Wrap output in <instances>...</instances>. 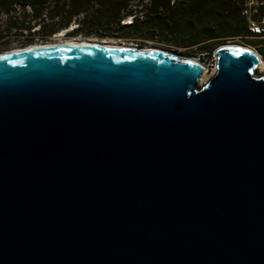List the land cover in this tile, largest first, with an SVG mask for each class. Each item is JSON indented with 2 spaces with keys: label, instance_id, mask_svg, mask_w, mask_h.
Returning a JSON list of instances; mask_svg holds the SVG:
<instances>
[{
  "label": "water",
  "instance_id": "water-1",
  "mask_svg": "<svg viewBox=\"0 0 264 264\" xmlns=\"http://www.w3.org/2000/svg\"><path fill=\"white\" fill-rule=\"evenodd\" d=\"M136 47L0 57V264H264L259 59Z\"/></svg>",
  "mask_w": 264,
  "mask_h": 264
},
{
  "label": "trees",
  "instance_id": "trees-1",
  "mask_svg": "<svg viewBox=\"0 0 264 264\" xmlns=\"http://www.w3.org/2000/svg\"><path fill=\"white\" fill-rule=\"evenodd\" d=\"M243 1L0 0V52L13 43L20 48L48 42L71 28L67 38L110 39L142 47L153 42L174 53L210 58L228 38L245 32Z\"/></svg>",
  "mask_w": 264,
  "mask_h": 264
},
{
  "label": "built area",
  "instance_id": "built-area-1",
  "mask_svg": "<svg viewBox=\"0 0 264 264\" xmlns=\"http://www.w3.org/2000/svg\"><path fill=\"white\" fill-rule=\"evenodd\" d=\"M240 18L244 23L245 34L228 38L227 42L239 44L241 40H264V0H244L240 7ZM230 46H240V44ZM252 49L257 54L259 63L264 61L263 57L258 54L259 48Z\"/></svg>",
  "mask_w": 264,
  "mask_h": 264
},
{
  "label": "bare ground",
  "instance_id": "bare-ground-1",
  "mask_svg": "<svg viewBox=\"0 0 264 264\" xmlns=\"http://www.w3.org/2000/svg\"><path fill=\"white\" fill-rule=\"evenodd\" d=\"M63 32V31H60ZM60 32H58L56 35V40L54 41H48L45 43H41V44H32L31 46H33V48L35 47H39V46H46V47H61V46H67V45H71V46H98V47H103V48H114V49H132V50H138L139 48L134 47L132 45H127V44H118V43H113V42H108V43H100V42H94V41H90V40H76V39H65V33L64 34H60ZM66 32V31H65ZM64 38V40H63ZM29 46V45H28ZM236 48H240V49H244L246 51H249L250 53L257 55L255 53V51L251 48V47H247V46H242V47H237ZM20 48H16V49H12L9 51H4V52H0V57H3L5 55H8L9 53L19 50ZM143 49L142 51H150V50H155L152 47H143L141 48ZM190 59V58H189ZM194 63H196L197 65H199V67H201L202 69V75L198 81V85H202L204 84V82L206 81L205 78V72H206V68H204V66L202 64H200L199 62H197L195 59H191ZM256 71H259L260 73H264V61H261L256 69ZM214 73V72H213Z\"/></svg>",
  "mask_w": 264,
  "mask_h": 264
},
{
  "label": "rangeland",
  "instance_id": "rangeland-1",
  "mask_svg": "<svg viewBox=\"0 0 264 264\" xmlns=\"http://www.w3.org/2000/svg\"><path fill=\"white\" fill-rule=\"evenodd\" d=\"M71 30V28L70 29H68V30H65L66 32H65V35L67 34V32L68 31H70ZM61 34V33H60ZM243 34H245V32L243 33ZM243 34H241V35H243ZM54 36H56V35H54ZM239 36V35H238ZM234 37H236V36H234ZM65 39H69V38H67L66 36L64 37ZM64 38H63V40H64ZM72 39H74V38H72ZM54 40H56V39H52V40H50V41H54ZM49 41V42H50ZM155 41H160V40H155ZM3 42H5V41H3ZM14 44V43H13ZM12 44V45H13ZM35 44H41V43H35ZM119 44V43H118ZM123 44H126V43H123ZM240 46H247V47H251V48H259L258 49V54L259 55H262V52H264V48L262 47V46H264V40H249V41H247V40H241L240 41ZM238 43H236V42H234V44L233 43H229V42H227V41H224V43L222 44V45H220V46H218L217 48H222V47H225V46H230V45H239ZM11 45V49L9 48V50H12V49H16V48H19V47H17V46H12ZM127 45H132V46H134V47H136V46H138L137 44H134V43H130V44H127ZM261 46V47H260ZM139 47V46H138ZM144 47H152V48H154L155 46H154V44H153V42L152 43H149L147 46H144ZM143 48V47H142ZM155 48H159V49H162V50H164L165 52H168V53H173L174 55H176V56H179V57H188V58H190V59H195L197 62H199L200 64H202L203 66H204V68H206V72H205V78H206V81L204 82V84L214 75V73L213 72H215V59H214V55H213V53H212V55L210 56V58H207V57H205V56H203V57H199V58H197V55H194V56H189V55H184V54H181V53H179V52H176V53H174V52H172L173 50H171V49H167V48H161V47H155ZM216 48V49H217ZM215 49V50H216ZM8 49H6V50H4V51H9ZM214 50V51H215ZM4 51H2V52H4ZM180 51H184L183 49L182 50H180ZM263 56V55H262ZM257 72H259V71H257ZM260 73V72H259ZM204 84H202V85H198V86H203Z\"/></svg>",
  "mask_w": 264,
  "mask_h": 264
},
{
  "label": "crops",
  "instance_id": "crops-1",
  "mask_svg": "<svg viewBox=\"0 0 264 264\" xmlns=\"http://www.w3.org/2000/svg\"><path fill=\"white\" fill-rule=\"evenodd\" d=\"M262 56V55H261ZM263 57V59H264V56H262Z\"/></svg>",
  "mask_w": 264,
  "mask_h": 264
}]
</instances>
